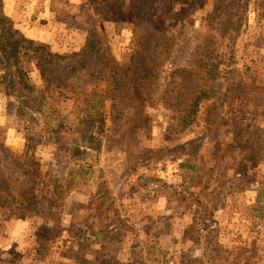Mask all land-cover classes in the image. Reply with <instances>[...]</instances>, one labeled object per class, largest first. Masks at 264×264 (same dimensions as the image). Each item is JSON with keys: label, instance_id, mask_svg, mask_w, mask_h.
<instances>
[{"label": "rangeland", "instance_id": "rangeland-1", "mask_svg": "<svg viewBox=\"0 0 264 264\" xmlns=\"http://www.w3.org/2000/svg\"><path fill=\"white\" fill-rule=\"evenodd\" d=\"M1 1L19 32L53 53L81 52L95 39L124 66L144 58L142 36L132 33L140 0ZM220 1L171 0V13L186 25L173 62L183 61L185 49L194 50L189 38L223 37L214 13ZM248 7L236 49L229 44L214 52L220 53L215 73L221 97L233 102L264 85V9L256 1ZM195 49L213 51L205 44ZM6 64L0 62V141L38 164L33 183L17 167L8 168V158L1 161L17 197L0 203V264H264L263 149L249 152L239 165L233 134L217 133L201 153V174L191 173L160 160L173 140L146 122L170 118L155 106L156 96L143 97L142 111L91 115L85 105L44 91L32 62L23 64L22 77ZM104 85L87 87L103 94ZM252 96L264 102L263 91ZM256 124L264 129V114ZM202 130L196 124L193 134ZM219 178L226 195L215 209L214 190H225ZM27 187L37 188L34 196Z\"/></svg>", "mask_w": 264, "mask_h": 264}, {"label": "trees", "instance_id": "trees-1", "mask_svg": "<svg viewBox=\"0 0 264 264\" xmlns=\"http://www.w3.org/2000/svg\"><path fill=\"white\" fill-rule=\"evenodd\" d=\"M229 1L232 3H223V0L215 3L214 13L219 15L217 28L223 37H218L217 40L216 35L201 33L197 39L189 38V47L194 44L195 48L201 49L202 44H205L212 48L211 55L199 53L195 48L193 51L185 49L183 61L176 63L172 61V57L175 51H181L186 25L171 13V0H140V3H136L137 21L132 33L142 36L140 52L144 58L131 59L124 66L107 56L104 42L95 39H91L81 52L58 54L49 51L44 45L36 44L19 32L0 0V62L7 63L5 68L9 67L10 62L13 63L20 77L23 76V64L32 62L44 82V91H48L52 97L75 100L82 106L85 105V110L91 112V115L103 112L108 114L113 110V117L117 118L125 111H142L146 106L143 97L154 95L155 106L167 110L170 118L165 122L155 116L146 122L148 126L152 124L153 130H159L173 140L163 150L160 160L176 162L183 170L201 174L204 169L200 158L203 149L215 141L217 133L227 131L234 136L231 145L235 147L238 158L234 155L233 159L241 165L242 159L249 152L264 150V129L256 124L259 115L264 114V102L256 103L252 96L264 92V85L255 90L246 89L240 102L221 97V79L215 73L220 53L214 52L229 44L232 50L236 49L242 41L241 30L245 25L249 2L256 1L264 9V0ZM245 1L248 3H242ZM209 16L216 19V16L208 14L207 17ZM198 26L197 31L206 28L205 23ZM243 46L246 49L248 44L243 42ZM229 58L234 57L230 55ZM150 64L155 67L153 72L147 69ZM250 68L246 67L247 70ZM159 71L164 75L162 81L157 80ZM98 82L105 83L103 94L97 90H88V84ZM241 83L240 80L239 84ZM196 124L203 127L202 133L193 134ZM118 126L111 125L112 129ZM227 151L228 148L221 153V165H224ZM7 158L10 160L8 168L17 167L19 175L23 173L25 176L23 179L37 183L34 171L38 162L15 154L0 141V203L16 193L1 170V161ZM221 179L219 178V186H224L225 189V183ZM27 189L34 196L37 188ZM225 195L226 189L219 187L214 190L211 203L215 205V209H218L219 201Z\"/></svg>", "mask_w": 264, "mask_h": 264}]
</instances>
